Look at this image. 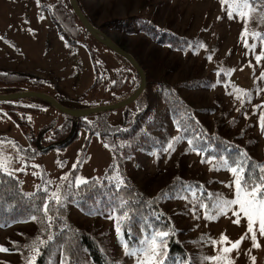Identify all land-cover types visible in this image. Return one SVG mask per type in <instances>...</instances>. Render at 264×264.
<instances>
[{
  "label": "rangeland",
  "instance_id": "1",
  "mask_svg": "<svg viewBox=\"0 0 264 264\" xmlns=\"http://www.w3.org/2000/svg\"><path fill=\"white\" fill-rule=\"evenodd\" d=\"M76 2L94 28L144 66L142 71L151 85L136 99L137 103L85 116V125L67 148L52 149L46 154L37 155L32 164L35 169L33 177L22 178L23 192L30 196L42 191L50 197L57 190V185L61 186L62 192L69 189L67 181L77 186V176L86 181L94 179L97 184L112 182L117 186L119 180H123V170L149 192H153L161 183H168L171 176L180 175L198 181L208 190L216 192V195L233 198L234 186H228L234 180L233 174L214 166L209 160L203 161L202 154L194 152L188 148L187 142L176 138L172 124L162 114V106L153 91L152 83L161 80L162 72L169 67L170 73L166 79L170 82L203 80L208 87H197L195 82L196 87L181 90L182 96L193 107L206 109L204 114L198 116L208 128L211 129L217 121L228 128L231 136L240 135L242 143L248 138H255L251 146L260 154L262 138L257 124L264 109V77L261 76L264 57L256 60V56H261L258 45L254 48L245 46V39L248 45H252L255 40L247 35L241 37L244 27L239 16L233 14L230 19L220 0ZM41 7L42 2L38 3L37 0H0V69L22 71L45 80L48 87L43 94L53 99L57 92L72 101L83 95L78 103H65L72 110H77L74 109L77 106H108L132 95L140 78L132 73L124 58L103 48L93 36L86 33L83 40L74 47L66 46L50 19L49 11ZM135 16L153 26H167L180 34L194 37L198 42L197 47L187 51H171L140 34L129 35L114 29L108 23L114 19H130ZM201 44L204 47H199ZM90 51L96 55L100 76L94 91H89L94 81ZM220 73L223 74L221 80ZM114 81L121 86L120 89L123 87L115 93L110 91ZM144 100L148 102L147 108L155 110L159 118L161 127L155 132L157 143L163 150H154L150 155L138 152L130 158H126L127 155L122 151L111 153L100 140V133L117 130ZM12 101H19L21 105L38 111L25 115L33 137L40 135L43 130L49 136L53 128L60 127L67 120L66 115L39 98L25 97ZM170 142L172 147L168 148ZM29 146V139L9 120L0 119V156L9 162L6 170L3 169L5 172L17 175L24 169L26 158L23 151ZM74 164L76 167H73ZM62 177H67V181ZM66 196L67 193L63 198L64 205ZM165 207L175 223L178 239L196 264H264V236L259 233V224L256 222L253 225L259 245L254 247L252 233L247 231V217L236 211L238 206H232L230 211L221 215L213 210L210 218H205L202 210H196L195 213L185 211L182 200L167 202ZM109 216L88 217L69 207V219L72 222L82 228H94L102 234L104 242L106 239L111 253L123 257L125 264H131L136 261V257H124ZM29 229L28 224L0 227V246L21 239V235ZM221 235L228 239L221 241ZM213 240L215 244L211 242ZM236 240H240L237 247L222 253L223 247H230L231 242ZM209 255H223L224 260L215 262L203 259ZM21 260L17 253L0 250V264Z\"/></svg>",
  "mask_w": 264,
  "mask_h": 264
},
{
  "label": "trees",
  "instance_id": "2",
  "mask_svg": "<svg viewBox=\"0 0 264 264\" xmlns=\"http://www.w3.org/2000/svg\"><path fill=\"white\" fill-rule=\"evenodd\" d=\"M39 1L42 2V10L49 11L50 19L66 46L74 47L83 40L85 33L89 34L76 17L69 0ZM50 2L51 4H49ZM238 2L239 0H225L222 7L227 11L230 3L235 8ZM249 2L251 3V0ZM77 6L92 25L89 17L78 3ZM244 11L247 13L244 17L239 16L235 11L233 14L239 16L244 29V21L248 20L245 35L249 36L251 40H255L252 45H258L260 57H264V40H261L260 36L255 38L253 36L254 32L264 36V0H255L251 11L248 9H244ZM108 23L114 29L126 32L129 35L140 34L145 39L171 51L193 50L198 43L194 37L180 34L167 26H153L148 21L141 20L140 17L136 16L130 19H114ZM89 54L94 74V81L89 91H94L99 84L100 76L94 51H90ZM138 64L144 70V66L140 62ZM129 67L132 73L138 76L136 70L130 64ZM166 69L161 74V80L153 82L152 85L153 91L162 106V114L172 124L177 139L187 142L188 148L191 150L193 148L198 149V152H194L202 154L203 161L208 160L209 156L215 157L210 161L222 170H226V168L221 166L219 158H236L238 154H246V158H250L247 165L264 164V120L261 119V116L257 124L258 132L262 138L261 153L258 154L255 151L256 149L251 146L256 141L255 138H248L242 143L239 140L240 135L231 136L228 128L217 121L211 129L208 128L206 123L198 116V114H204L206 109L193 107L181 94V90L184 88L208 87L207 83L203 80L198 82L197 80H175L170 82L166 79V76L170 73V67ZM223 73L225 74V72ZM222 77L223 74L220 73L219 79L221 80ZM148 80L150 81V79ZM195 82H197L196 86H194ZM139 85L140 80L139 84L135 85V90ZM148 85L150 86L151 83L146 79L145 89L140 95L145 93ZM47 87L48 84L45 80L26 72L0 69V95L25 91L43 93ZM120 87L114 81L110 91L118 92L123 88L120 89ZM54 99L63 107H68L65 103H78L83 99V95L81 98L72 101L57 92ZM135 100L133 102L137 103L138 99ZM147 106H149L148 102L144 100L140 107H135V113L131 112L117 130L100 133V140L104 144L115 145L114 148L107 147L111 153L117 154L122 151L127 155L126 158H130L138 152L150 155L154 150H163L162 146L157 143L155 132L157 128L161 127L159 118L156 116L155 110L153 111ZM89 108L90 106L74 107L77 110ZM29 112L37 113L38 111L33 107L21 105L19 101L0 102V119L9 120L17 130L29 139L30 143V146L23 151L26 158L23 170L14 175L0 169V227L16 224H28L30 226V229L21 235V239L14 241L15 243L9 242L3 247L7 249V252L17 253L21 257V262L12 264H28L29 249L24 246L30 244L37 237L47 240L49 233L53 234L54 239L45 245L39 246L41 251L36 256L34 264H62L63 261H67V264H125L123 257H116L109 251L110 246L107 244L106 239L104 242L101 233H98L94 228H82L69 219L70 206L88 217L110 215L117 244L123 248L124 257H129L125 255V244L129 245V251H131L140 241L150 238L156 231H167L169 236L164 238L167 242V264H173L174 261H179L180 264H185L186 261H190V264H196L189 253L186 252L183 243L178 239L175 223L170 213L166 211L165 206L167 202L182 200L185 211L195 213L196 210H202L205 213V209L199 206L200 202L203 201L211 208V201L216 199L215 196L217 195L216 192L208 190L198 181L180 175L171 176L168 183H161L153 192L147 191L145 187L134 182L123 170L121 175L124 183L119 187L112 182L97 184L94 179H90L86 181V184L71 186L68 189L65 198L66 205L57 204L56 201L50 200V206L53 209L49 212V215L53 217L51 222L45 220L42 224L41 219L31 220V215H39L40 218H43L42 213L38 214L35 211V206L42 203L45 192L39 191L27 196L23 192L22 178L26 176L33 177L32 174L35 169L32 164L37 155L46 154L52 149L67 148L74 142L78 131L85 124L84 117L66 116L67 120L60 127L53 128L49 136L43 130L40 135L33 137L31 125L25 119V115ZM262 114H264V109ZM90 130L93 131V129ZM189 140L192 141V144H189ZM46 147L50 148L43 151ZM208 193L213 195L210 197ZM121 200L124 201L123 206L120 204ZM121 208H123V211H121ZM193 209H195V212ZM123 212H127L131 219H118V217L123 216ZM48 223H51L50 228L47 227ZM118 224L121 228L119 234L116 231ZM42 228L45 230L41 231ZM129 228L131 231H129ZM131 264H136V261Z\"/></svg>",
  "mask_w": 264,
  "mask_h": 264
},
{
  "label": "snow or ice",
  "instance_id": "3",
  "mask_svg": "<svg viewBox=\"0 0 264 264\" xmlns=\"http://www.w3.org/2000/svg\"><path fill=\"white\" fill-rule=\"evenodd\" d=\"M39 3V0H37ZM221 4L225 3V0H220ZM255 3V0H251V3L249 0H239V2L235 5V8H233L232 4L230 3L228 5L227 9V15L231 19L233 16V12L235 11L239 16L244 17L247 15V13L244 11V9H248L249 11L252 10V4ZM219 19V17H218ZM245 23V29L241 32V37L245 36V33L247 31V25L248 20L244 21ZM254 38L257 36H260L261 40H264V36H261L260 33L254 32L253 33ZM245 46L254 48L255 45H248L247 40H244ZM199 47H204V45H199ZM260 56H256V60H260ZM209 60L212 59L211 56L208 57ZM261 76L264 77V71L261 72ZM261 119L264 120V114L261 115ZM176 138L174 137L173 140ZM189 144H192V141L189 140ZM105 147H115V145H108L105 144ZM172 144L171 142L168 145V148H171ZM167 152L168 149H165ZM193 151H199L196 148H193ZM244 157V158H242ZM209 161L212 159H215V157L209 156L207 158ZM221 166L226 168V170L230 171L233 176L234 180L232 183H230L228 186L233 187L234 186V197L230 199L223 198L219 194H217L216 199H213L211 201V208L208 207L207 204L203 203V201L200 202L199 206L201 208L205 209V218H210V213L215 210L217 215L226 214L228 211L232 209V206H238L236 209L237 212L242 213L245 217H247V231L249 233H252L251 239L253 242L254 247H258L257 243V237L256 232L253 231V225L254 223L258 222L259 224V233L261 236H264V164H257V165H247V161L250 158H246V154H238L236 158L232 157H220ZM8 161L5 160L2 156H0V169L6 170ZM247 165V166H246ZM73 167H76L74 164ZM119 173H117V176ZM65 181H67V177H62ZM68 188H71L72 181H67ZM124 181L122 179L119 180L117 187H119L121 184H123ZM75 184L77 186L81 184H86V180L83 178L77 176L75 177ZM61 186L57 185V190L53 191L51 193V196L49 197L47 193H45L42 203L37 204L35 206V211L40 214H43V218H40L39 215H31L30 219L35 221L37 219H41V223L43 224L44 221L51 222L53 217L49 215V212L53 211L52 207L50 206V200L56 201L57 204H61L63 202V198L65 194L67 193L68 189H64L62 192L60 190ZM208 195L211 197L213 194L208 193ZM120 204L123 206L124 201L121 200ZM121 211H123V208H121ZM195 212V209H193ZM115 214V210H114ZM111 218V217H109ZM118 219H128L129 214L127 212H123L122 217H118ZM237 221H234V223ZM47 227H51V223L47 224ZM45 229L42 228L41 231H44ZM117 234L121 232V228L119 224L116 228ZM129 231L131 229L129 228ZM169 236V232L167 231H156L154 234L151 235L150 238H145L144 240L140 241L139 244L131 251H129V245L125 244V255L128 256H134L136 257V264H167V242L164 239L165 237ZM54 236L53 234L49 233L47 235V240L40 239L37 237L34 239L30 244H26L24 247L29 249V256L27 257L28 264H34L36 256L40 254V245H45L49 241H53ZM228 238L224 235H221L220 240L225 241ZM213 244L216 243V241H211ZM15 243V242H13ZM240 240H236L235 242H231L230 247H223L222 253H228L231 248H235L239 245ZM0 250L7 251V249L3 248V246H0ZM206 261H215L220 262L224 260L223 255H209L207 257L203 258ZM254 259V258H253ZM62 264H67V261H63ZM173 264H180L179 261H174ZM185 264H190V261H186Z\"/></svg>",
  "mask_w": 264,
  "mask_h": 264
},
{
  "label": "water",
  "instance_id": "4",
  "mask_svg": "<svg viewBox=\"0 0 264 264\" xmlns=\"http://www.w3.org/2000/svg\"><path fill=\"white\" fill-rule=\"evenodd\" d=\"M70 5L78 18V20L82 23L83 27L85 30L93 36L102 46L106 47L107 49L111 50L112 52L116 53L117 55L121 56L124 58L137 72L140 78V85L139 87L135 90L134 93H132L131 96H129L127 99L112 104L108 106H102V107H96V108H89L85 110H72L66 107H63L61 104H59L57 101H55L53 98L40 93V92H32V91H25V92H20L16 94H8V95H0V102L1 101H12V100H18L22 99L25 97H34V98H39L43 101H46L49 103L51 106H53L56 110L61 112L62 114L66 116H71V117H85L90 114H94L97 112H106V111H111L115 110L117 108H121L124 106H127L128 104L132 103L144 90L146 86V77L144 72L142 71L141 67L139 64L136 62V60L126 51H124L122 48H120L118 45H116L113 41H111L109 38L101 34L96 28H94L89 21L83 16L81 13L80 9L77 6L76 0H69ZM50 147H46L43 149V151H47Z\"/></svg>",
  "mask_w": 264,
  "mask_h": 264
}]
</instances>
